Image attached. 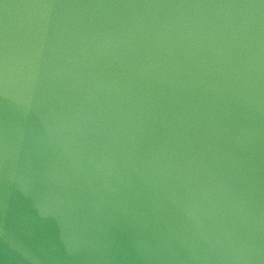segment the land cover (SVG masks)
Segmentation results:
<instances>
[{
	"label": "water",
	"instance_id": "95a60500",
	"mask_svg": "<svg viewBox=\"0 0 264 264\" xmlns=\"http://www.w3.org/2000/svg\"><path fill=\"white\" fill-rule=\"evenodd\" d=\"M0 264H264V0H0Z\"/></svg>",
	"mask_w": 264,
	"mask_h": 264
}]
</instances>
